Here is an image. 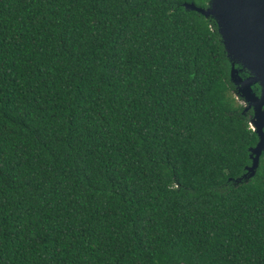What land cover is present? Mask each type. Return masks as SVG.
<instances>
[{"label":"trees","instance_id":"16d2710c","mask_svg":"<svg viewBox=\"0 0 264 264\" xmlns=\"http://www.w3.org/2000/svg\"><path fill=\"white\" fill-rule=\"evenodd\" d=\"M208 2L0 0V264H264Z\"/></svg>","mask_w":264,"mask_h":264},{"label":"water","instance_id":"95a60500","mask_svg":"<svg viewBox=\"0 0 264 264\" xmlns=\"http://www.w3.org/2000/svg\"><path fill=\"white\" fill-rule=\"evenodd\" d=\"M188 11L212 18L218 26L222 43L231 63V81L238 98L247 105L245 112L253 109L251 129L259 142L250 148L252 165L247 167L244 179L253 177L264 152V0H209L207 7L185 3ZM248 72L249 77L244 78ZM256 85L260 94L254 91Z\"/></svg>","mask_w":264,"mask_h":264},{"label":"flooded vegetation","instance_id":"af4514ba","mask_svg":"<svg viewBox=\"0 0 264 264\" xmlns=\"http://www.w3.org/2000/svg\"><path fill=\"white\" fill-rule=\"evenodd\" d=\"M247 77H249V73L248 72H246L245 75H244V78H247ZM240 102H241V100H240ZM243 106L246 107L245 105H243ZM250 110H253V109H250Z\"/></svg>","mask_w":264,"mask_h":264},{"label":"rangeland","instance_id":"374dc122","mask_svg":"<svg viewBox=\"0 0 264 264\" xmlns=\"http://www.w3.org/2000/svg\"><path fill=\"white\" fill-rule=\"evenodd\" d=\"M236 94V96H237V93H235ZM238 98V97H237ZM239 100H241V104H243V105H245V106H247L244 102H243V100L241 99V98H238Z\"/></svg>","mask_w":264,"mask_h":264}]
</instances>
